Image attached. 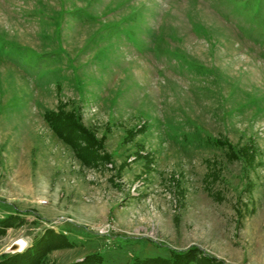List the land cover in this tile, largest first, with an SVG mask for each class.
<instances>
[{"label":"rangeland","instance_id":"rangeland-1","mask_svg":"<svg viewBox=\"0 0 264 264\" xmlns=\"http://www.w3.org/2000/svg\"><path fill=\"white\" fill-rule=\"evenodd\" d=\"M9 214L1 260L264 264V0H0Z\"/></svg>","mask_w":264,"mask_h":264},{"label":"trees","instance_id":"trees-1","mask_svg":"<svg viewBox=\"0 0 264 264\" xmlns=\"http://www.w3.org/2000/svg\"><path fill=\"white\" fill-rule=\"evenodd\" d=\"M72 138L76 140L81 139L79 136H72ZM13 217L14 214H9L0 218V231H2L5 226H7L5 225L3 227L2 222L10 224V219ZM54 236H56L57 238H55ZM64 236L65 235H63L61 232H55L50 228L35 242L27 246L26 249L22 252L13 255H5L2 260L0 259V264H42L44 256L47 254V250H49L50 247L55 246L59 243V241H62L63 243H71L69 239L64 238ZM173 251L171 253L170 259L163 257L161 258L160 256L148 257L144 259L136 258L130 264H191L193 262L196 264H221L219 261H216L214 257L208 255L200 258H194L196 257L195 254L192 256L194 247H191V249H187L185 251ZM98 255L100 254H89L83 261H74L70 264H99V261H101V259L98 257ZM194 259L196 260L194 261Z\"/></svg>","mask_w":264,"mask_h":264},{"label":"bare ground","instance_id":"bare-ground-1","mask_svg":"<svg viewBox=\"0 0 264 264\" xmlns=\"http://www.w3.org/2000/svg\"><path fill=\"white\" fill-rule=\"evenodd\" d=\"M18 244L17 251H23L28 246L27 240L25 238H19L15 241Z\"/></svg>","mask_w":264,"mask_h":264},{"label":"water","instance_id":"water-1","mask_svg":"<svg viewBox=\"0 0 264 264\" xmlns=\"http://www.w3.org/2000/svg\"><path fill=\"white\" fill-rule=\"evenodd\" d=\"M18 244L17 243H13L12 244V250H17Z\"/></svg>","mask_w":264,"mask_h":264}]
</instances>
